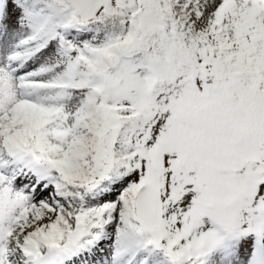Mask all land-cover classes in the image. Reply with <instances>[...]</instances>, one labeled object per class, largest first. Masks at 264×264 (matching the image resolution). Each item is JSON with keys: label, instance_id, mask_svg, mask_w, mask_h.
I'll use <instances>...</instances> for the list:
<instances>
[{"label": "snow or ice", "instance_id": "1", "mask_svg": "<svg viewBox=\"0 0 264 264\" xmlns=\"http://www.w3.org/2000/svg\"><path fill=\"white\" fill-rule=\"evenodd\" d=\"M0 264H264V0H0Z\"/></svg>", "mask_w": 264, "mask_h": 264}]
</instances>
